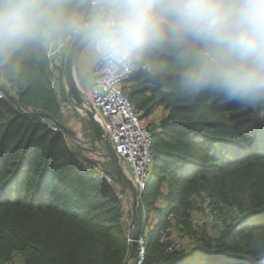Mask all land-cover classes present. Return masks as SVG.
<instances>
[{
    "label": "trees",
    "instance_id": "trees-1",
    "mask_svg": "<svg viewBox=\"0 0 264 264\" xmlns=\"http://www.w3.org/2000/svg\"><path fill=\"white\" fill-rule=\"evenodd\" d=\"M63 57L56 86L45 50L0 65L14 103L0 99V264H124L129 253V202L107 161L38 119L43 113L64 123ZM170 60L160 53L156 63ZM171 78L157 68L123 87L142 117L159 112L149 127L152 166L138 196L141 234L149 228L144 262L250 264L264 248V117L232 105L198 113L167 95ZM206 204L213 226L193 220Z\"/></svg>",
    "mask_w": 264,
    "mask_h": 264
},
{
    "label": "clouds",
    "instance_id": "clouds-1",
    "mask_svg": "<svg viewBox=\"0 0 264 264\" xmlns=\"http://www.w3.org/2000/svg\"><path fill=\"white\" fill-rule=\"evenodd\" d=\"M64 40L114 83L170 70L167 95L194 111L264 117V0H0V65Z\"/></svg>",
    "mask_w": 264,
    "mask_h": 264
},
{
    "label": "built area",
    "instance_id": "built-area-1",
    "mask_svg": "<svg viewBox=\"0 0 264 264\" xmlns=\"http://www.w3.org/2000/svg\"><path fill=\"white\" fill-rule=\"evenodd\" d=\"M69 41L64 40L45 50L48 68L51 72L50 83L52 86H56L57 84L58 66L60 65ZM138 73L151 75L153 71L148 72L141 69L136 74ZM91 77L92 80L89 89H84L79 86L85 105L93 108L94 116L102 132L109 139L122 166L127 168L128 176L140 194L147 184L152 166V132L144 123L143 117L134 110L127 95L123 91V87L132 76L118 83H114L103 75L102 70L93 67ZM0 99L14 104L9 93L6 91L1 76ZM75 109L83 117L82 111L78 108ZM21 112L27 116H31V113L27 110H21ZM38 119L52 130L63 131L57 123L44 115L38 114ZM74 121L77 124L73 128L77 136L76 142L82 143L86 148L91 146V140L84 133L80 119L75 117ZM100 173L108 182L112 181L110 174L106 171L100 169ZM121 195L128 199V195H125V192ZM206 206L209 208V205L206 204ZM193 220L196 221V219ZM128 239L130 241V238ZM145 240L144 235L140 234L137 239L138 250L135 256V264H145Z\"/></svg>",
    "mask_w": 264,
    "mask_h": 264
},
{
    "label": "water",
    "instance_id": "water-1",
    "mask_svg": "<svg viewBox=\"0 0 264 264\" xmlns=\"http://www.w3.org/2000/svg\"><path fill=\"white\" fill-rule=\"evenodd\" d=\"M77 49L78 46L72 40H70L63 57L62 78L66 85V96L70 104H72L75 108L80 109L83 113V123L86 128V135L91 140V146H88L87 148L96 154H101L102 157L106 159L110 172L116 178L119 186L121 189L128 192L129 207L131 211V232L129 253L126 260L124 261V264H128L129 260L136 256L138 250L137 239L141 234L142 221L138 200L139 193L132 180L123 169L122 163L120 162L118 155L116 154L109 139L102 132L94 116L93 108L90 106L87 107L85 105L82 91L80 90L74 78V60ZM40 114L44 115L43 113ZM55 123H57L62 128L69 138L75 141L77 140L76 132L73 128L57 121H55ZM95 142H97L98 145H96ZM79 144L82 145V143Z\"/></svg>",
    "mask_w": 264,
    "mask_h": 264
},
{
    "label": "rangeland",
    "instance_id": "rangeland-1",
    "mask_svg": "<svg viewBox=\"0 0 264 264\" xmlns=\"http://www.w3.org/2000/svg\"><path fill=\"white\" fill-rule=\"evenodd\" d=\"M75 75L76 74H75V70H74L75 81H76L77 84H79L78 79H77V77ZM62 84H63V87L65 89L66 85H65V83L63 81V78H62ZM65 92H66V89H65ZM71 105H70V102L67 100L65 102H62V107H61L62 110H63L62 113H63V117H64V124L69 126V127L72 126L71 125L72 123L70 122V120L76 117L75 112L77 111L74 107H72L73 105L72 106ZM157 114H159V112ZM157 114H153L150 117H143L144 123L146 124L147 127L151 126V122L156 118ZM95 144L98 145L97 142H95ZM91 152L92 151H90L89 154L87 153V155H90V157H92L93 159H96L100 164L106 162V159L104 157H102L101 155H96L95 153H93V152L91 153ZM123 169L125 170V172L127 174V172H128L127 168L123 167ZM92 174H94L93 171H92ZM126 194H128V193L125 192V195ZM128 202H129V199H128ZM213 213H214V210H212L210 207L208 208V206H206V207L200 209L197 212V214H194V219H196V221L199 224H202V223L206 222L210 226H213V222L216 220V215L213 214ZM149 219H150V221H149L150 223H149L148 227H150V225L155 221L154 215L150 214L149 215ZM148 230H149V228H147L145 230V232H144V237L145 238L148 235ZM135 259H136V257H134L131 260H129L128 264H135Z\"/></svg>",
    "mask_w": 264,
    "mask_h": 264
},
{
    "label": "crops",
    "instance_id": "crops-1",
    "mask_svg": "<svg viewBox=\"0 0 264 264\" xmlns=\"http://www.w3.org/2000/svg\"><path fill=\"white\" fill-rule=\"evenodd\" d=\"M92 68L93 67L87 61L84 53L78 47L77 52H76V56H75V60H74V70H75V74H76L75 76L77 77L78 82H79L78 86H81L84 89L90 88L91 80H92V77H91ZM70 122L72 123L71 128H75L77 124L74 121V118L71 119ZM127 175H128V172H127ZM124 192L128 193L125 190H124ZM128 198H129V195H128Z\"/></svg>",
    "mask_w": 264,
    "mask_h": 264
}]
</instances>
